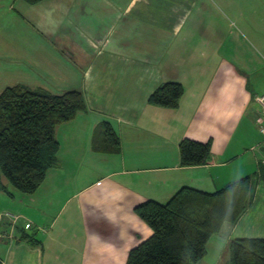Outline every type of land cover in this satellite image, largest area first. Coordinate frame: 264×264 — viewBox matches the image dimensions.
Here are the masks:
<instances>
[{"label":"crops","instance_id":"0c3cea01","mask_svg":"<svg viewBox=\"0 0 264 264\" xmlns=\"http://www.w3.org/2000/svg\"><path fill=\"white\" fill-rule=\"evenodd\" d=\"M203 1L192 14L198 0H173L170 13L147 20L135 13L150 0H0V15L8 4L44 29L28 30L45 47V74L33 73L39 67L31 62V74L16 72L7 83L53 93L79 89L86 105L57 125L58 165L33 193L2 179L9 192L0 188V213L11 209L31 223L0 222L2 264H125L129 249L151 233L134 211L138 203L165 202L182 186L215 191L264 167L254 100L264 93V0ZM5 38L0 46L12 55L0 58L6 67L20 64L14 51L37 53L28 41ZM167 81L183 86L178 106L150 103ZM104 122L119 139L118 152L92 147ZM185 137L210 142L204 164L180 165ZM253 196L236 222L209 239L196 264H230L234 238H264V191L254 188Z\"/></svg>","mask_w":264,"mask_h":264},{"label":"trees","instance_id":"16d2710c","mask_svg":"<svg viewBox=\"0 0 264 264\" xmlns=\"http://www.w3.org/2000/svg\"><path fill=\"white\" fill-rule=\"evenodd\" d=\"M182 94L180 82L167 81L148 100L173 108L178 106ZM85 106L83 91L79 89L53 93L14 84L0 91V171L13 188L30 194L41 185L47 170L58 165L57 125L73 118ZM99 133L92 138L93 149L119 151V139L108 122L100 125ZM210 150L209 141L185 137L179 142L180 165L204 164ZM255 180L264 183L263 166L215 191L182 186L165 202L146 199L138 203L134 211L151 233L129 249L125 264H196L205 256L209 239L225 223L236 222L252 204ZM0 188L9 192L1 179ZM5 210L8 209L0 215ZM0 222L12 227L17 223L26 225L22 220L12 222L1 216ZM229 254L230 264H264V238H234Z\"/></svg>","mask_w":264,"mask_h":264},{"label":"rangeland","instance_id":"374dc122","mask_svg":"<svg viewBox=\"0 0 264 264\" xmlns=\"http://www.w3.org/2000/svg\"><path fill=\"white\" fill-rule=\"evenodd\" d=\"M8 4H12V2L10 1V3H8ZM8 4L5 7H2L3 11H2V14L0 15V38L3 39V37H6L5 40H8V39H10V38H8V36L13 37V38L15 36H17L18 37L17 40L19 42H21L22 39L25 40V42L28 41V44L27 43H25V44L29 45V47L31 49H36L37 53L33 54L31 56L27 52L25 53L26 55H22V54H18L14 51L15 56L21 62L18 66H16L15 68L13 67L12 69L9 67H6L5 63L1 64L2 62H0V80H2V85H0V90L3 89L5 86L13 85L14 84L13 82H9V83H7V82L9 80H14V78H17L16 77L17 74H19L21 76H25V77H27L28 74H31L32 71L27 67V65L31 66V64H30L31 62H32V64L34 63V64H36L37 67H39V68H35L32 66L34 69L33 73L45 74L44 73V68H45L44 58L46 56L45 50H44L45 47L43 44L38 42V39L36 37H33L29 34V30H32V31L39 33V34L42 30L44 31V29L42 27L43 23L35 22L32 18L29 20H21L14 11H10V10L6 9L8 7ZM164 4H167V5L170 4V5L168 7H166V6H164ZM172 4H173V0H150V3L145 7H143L142 5L137 6L135 14H137V15L141 14L139 16L143 19L147 18V20H152L157 15V13H159L160 11L161 12L169 11V13H170L172 10V8H171ZM203 8H204V1L198 0V4L192 8V14L198 13V9L203 10ZM138 22L139 21L131 23L132 26L135 27V30H137L136 24ZM44 26L46 27L47 31H49V30L51 31L54 28V25L52 24V22H47L46 24H44ZM141 29L145 30L146 32H150V30H147L145 27H142ZM18 47H23V46H18ZM7 54L9 56H12L10 54V51L8 52V49H7V51H5V49L2 50V48L0 46V58L4 57ZM39 57H41L43 59H40ZM11 58L12 57H10L9 59H11ZM16 72H17V74H16ZM3 78H4V80H3ZM258 114H259V112H258ZM0 179H1V181H2V179H5L4 181L11 187V189L18 191L10 185L8 180H6V178L2 175L1 171H0ZM255 184H256L255 185L256 191H264V183L257 182V180H255ZM3 191L6 193L5 190H3ZM9 200H10V198L7 200L8 203H10ZM1 207H2V205H1ZM59 211H60V209L57 208L53 213V217L57 216L59 214L58 213ZM10 212H12V211H10ZM60 216L61 217L58 219V223H59V221L62 220V218H63V216H65V214L62 213V215H60ZM21 220H23L24 222L27 221V220H25L24 217H22ZM45 224H46V226L49 225V223L48 224L45 223ZM26 226H27V228H29L31 226V223L29 225H26ZM210 248L211 247H209V250H210Z\"/></svg>","mask_w":264,"mask_h":264},{"label":"built area","instance_id":"2783aa9c","mask_svg":"<svg viewBox=\"0 0 264 264\" xmlns=\"http://www.w3.org/2000/svg\"><path fill=\"white\" fill-rule=\"evenodd\" d=\"M254 100L259 106V114H258V117L256 119V122H257V125L259 128V131L261 133H264V93L255 95ZM10 211L11 210H5L0 216L6 217L7 219L11 220L12 222H16V221L21 220L22 216L20 214L13 212V211L10 212ZM28 224H29V222L26 223V225H28Z\"/></svg>","mask_w":264,"mask_h":264}]
</instances>
